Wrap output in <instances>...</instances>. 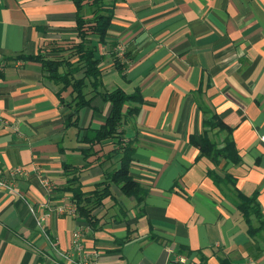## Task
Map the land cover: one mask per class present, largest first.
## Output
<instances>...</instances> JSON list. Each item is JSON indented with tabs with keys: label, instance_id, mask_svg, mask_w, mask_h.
<instances>
[{
	"label": "crops",
	"instance_id": "0c3cea01",
	"mask_svg": "<svg viewBox=\"0 0 264 264\" xmlns=\"http://www.w3.org/2000/svg\"><path fill=\"white\" fill-rule=\"evenodd\" d=\"M76 13L71 0H0V173L28 172L16 180L22 198L0 191V264H71L51 243L70 254L76 230L97 264H264L263 242L249 237L238 210L207 177L209 170H227L243 194L259 193L264 213V0L115 1L106 43L98 45L102 91L141 92L139 114L120 132L135 144L130 174L149 193L138 219L134 199L114 188L128 203L129 242L115 208L101 212L99 231L78 215L57 214L69 196L59 190L66 182L63 162L82 165L73 149L86 145L77 142V128L74 135L66 130L70 111L42 65L16 59L37 55L49 42L76 39ZM200 105L234 129L239 164L197 160L190 137L199 141L204 133ZM92 108L81 112L80 128L105 124L111 105L98 97ZM210 134L223 140L215 137L218 129ZM103 173L90 168L84 188Z\"/></svg>",
	"mask_w": 264,
	"mask_h": 264
},
{
	"label": "trees",
	"instance_id": "16d2710c",
	"mask_svg": "<svg viewBox=\"0 0 264 264\" xmlns=\"http://www.w3.org/2000/svg\"><path fill=\"white\" fill-rule=\"evenodd\" d=\"M71 1L77 8V38L49 42L41 47L37 55H22L16 59L42 65L60 104L70 111L65 119L66 130L77 128V142L86 145V148L73 149L81 153L82 165L63 162L66 182L59 188L60 192L70 196V201L76 205L77 215L83 218L93 231L102 229L100 223L104 215L101 212H104L106 207L107 210L118 207L113 217L116 222H125L128 225V237L124 242H129V233L131 234L132 230L128 220V208L126 202L115 194L114 188L119 190L125 200L134 199L138 209L137 218L143 217V207L149 193L130 174L135 144L133 141H127L125 134L120 132L127 118L139 114L143 97L140 90L129 94L121 87L102 91V58L98 45L106 43L117 0ZM94 37L98 38L97 42ZM98 97L111 105L105 124L99 128H80L81 112L92 108L93 101ZM200 109L204 115V133L199 141L194 136L190 137V143L200 151L197 160L207 158L215 167H219L222 161L226 164H239L241 157L233 139L234 129L227 126L211 109L201 105ZM215 129L222 133L216 134L215 137L219 139L223 135V140L211 138L210 133ZM106 145H112L113 149L105 153L103 150ZM65 150L60 144V152L64 153ZM118 155L117 166H114L113 159ZM107 163L109 166L105 168ZM92 167L102 168L104 177L92 188L86 189L82 184L83 174ZM207 177L238 210L247 226L249 237L264 243V213L258 200L259 193L255 192L252 196L243 194L237 188V179L225 169L222 173L216 169L209 170ZM221 264L228 263L221 259Z\"/></svg>",
	"mask_w": 264,
	"mask_h": 264
},
{
	"label": "built area",
	"instance_id": "2783aa9c",
	"mask_svg": "<svg viewBox=\"0 0 264 264\" xmlns=\"http://www.w3.org/2000/svg\"><path fill=\"white\" fill-rule=\"evenodd\" d=\"M3 65H0V70ZM261 141L264 143V134L261 136ZM27 170L23 167L11 168L8 172V178H3L0 173V191H6L9 193H15L21 197V194L17 191L16 180L20 177L26 176ZM40 174V172H37ZM43 185L48 189L49 192L53 191V186L50 181L46 178L42 179ZM56 212L59 216H76V205L70 201V196L65 198L63 203L56 208ZM32 213L35 215V210L32 209ZM44 218L38 220V224L41 227ZM55 251L65 260L71 264H97V255L92 254L86 250L85 238L82 230H76L72 235L71 253H61L56 249L54 243H51Z\"/></svg>",
	"mask_w": 264,
	"mask_h": 264
},
{
	"label": "rangeland",
	"instance_id": "374dc122",
	"mask_svg": "<svg viewBox=\"0 0 264 264\" xmlns=\"http://www.w3.org/2000/svg\"><path fill=\"white\" fill-rule=\"evenodd\" d=\"M71 132L73 133V135H74V132H75V129L73 128V129H71ZM126 204H128V203H126ZM130 205H133V203L132 204H130ZM106 208H108V207H106ZM115 209L117 210L118 209V207H115ZM258 244H263L264 245V243H258Z\"/></svg>",
	"mask_w": 264,
	"mask_h": 264
}]
</instances>
